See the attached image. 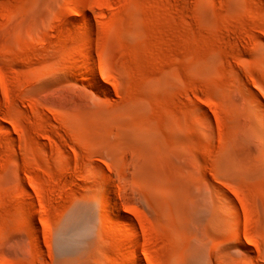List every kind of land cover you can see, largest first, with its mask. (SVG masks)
Masks as SVG:
<instances>
[{"label":"rangeland","instance_id":"rangeland-1","mask_svg":"<svg viewBox=\"0 0 264 264\" xmlns=\"http://www.w3.org/2000/svg\"><path fill=\"white\" fill-rule=\"evenodd\" d=\"M0 264H264V0H0Z\"/></svg>","mask_w":264,"mask_h":264},{"label":"bare ground","instance_id":"bare-ground-1","mask_svg":"<svg viewBox=\"0 0 264 264\" xmlns=\"http://www.w3.org/2000/svg\"><path fill=\"white\" fill-rule=\"evenodd\" d=\"M69 2H70V1H69ZM72 4H73V3H72ZM78 4H79V3H78ZM78 4H77V5H78ZM76 8H78V9H77V13L80 14V13H81V10L79 9L80 7H77V6H76ZM78 14H77V15H78ZM101 217H102V218L107 217V213H106V211H105L104 209L101 210ZM248 244H249V243H248Z\"/></svg>","mask_w":264,"mask_h":264}]
</instances>
